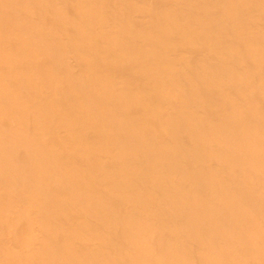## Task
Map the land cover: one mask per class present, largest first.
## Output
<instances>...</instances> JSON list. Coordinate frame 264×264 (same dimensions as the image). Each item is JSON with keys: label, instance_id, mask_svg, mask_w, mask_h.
Masks as SVG:
<instances>
[{"label": "bare ground", "instance_id": "bare-ground-1", "mask_svg": "<svg viewBox=\"0 0 264 264\" xmlns=\"http://www.w3.org/2000/svg\"><path fill=\"white\" fill-rule=\"evenodd\" d=\"M0 264H264V0H0Z\"/></svg>", "mask_w": 264, "mask_h": 264}]
</instances>
